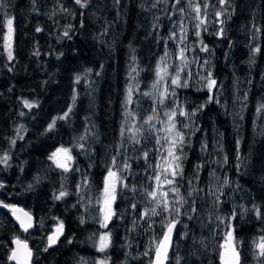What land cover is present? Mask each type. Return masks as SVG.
Here are the masks:
<instances>
[{"label": "trees", "instance_id": "1", "mask_svg": "<svg viewBox=\"0 0 264 264\" xmlns=\"http://www.w3.org/2000/svg\"><path fill=\"white\" fill-rule=\"evenodd\" d=\"M143 1L124 0V18L114 19L102 12L96 14V23L78 10L70 24L69 19L75 12L70 16L55 9V13L50 14L47 12L49 0H5V7L13 18L14 32L13 58L9 59L6 27L0 20V154L9 157L7 163L0 164V184H3L0 201L30 214L37 225L33 235L40 240H43L38 232L40 224L52 220L63 222V234L57 247L43 252L34 250L32 264H94L96 259L105 256L111 257L110 264H149L152 258L151 253L147 257L143 253L153 236L159 238L161 217L152 218L155 223L150 230L137 215L144 206L142 193L135 195L137 207L132 209L127 190L118 192L114 209L123 218L114 217L105 231L99 222L100 205L96 203L111 157L117 155L118 150V166L124 160L132 165L131 174L125 175L138 189L150 187L148 177L152 170L147 165L158 162L159 158L154 140L144 139L147 132L140 137L139 145L130 141L127 131L124 137L120 135L122 126L125 129L133 124L141 126L131 117L125 124L126 111H135L140 121L151 114L154 105L141 93L147 92L155 82V64L163 54L162 41L174 26L177 27L174 0L160 2L156 15L152 14L150 19L142 11ZM248 1L228 0L230 18H226L228 33L225 36H212L210 31L201 33L203 44L209 48L212 75L222 85L223 94L220 92L211 103L206 95L187 94L200 99L195 103L197 106L206 104L199 111L202 134L207 138L209 150L217 144L216 154L220 157L221 181L217 188L223 192L222 203L214 205L212 202V213L220 221L217 217L231 216L235 209L237 218L232 224L243 241L242 256L247 253V258L253 241L264 234V112L256 111L257 106L264 103V0H253L247 6ZM213 2L218 3V0H209V5ZM154 24L158 27L154 28ZM69 25H72L71 39L63 36ZM213 27L217 32L216 25ZM256 46L261 51L253 54ZM89 68L92 72L85 77V70ZM76 75L82 77L79 83L75 82ZM129 86L139 90L133 92V103L126 108ZM25 100L38 107H25ZM69 107L72 112L68 119L57 120L55 129L46 132L48 124ZM21 112L24 115H20ZM21 125L23 128L18 135ZM84 135L86 139L81 141L79 138ZM79 143L84 144V149L76 147ZM60 147L70 148L74 157L68 177H58L44 167L49 163L48 157ZM142 150L149 152L148 160L143 158ZM193 151L184 150V171L198 164L203 166L204 173L210 172L209 155L197 154L195 148ZM197 156L200 161L194 160ZM208 176L203 175L200 186L210 180ZM225 178L229 180L227 186L223 184ZM35 182L37 189L28 192L26 186L32 187ZM61 190L69 191L72 198L68 199L67 195L57 201L55 195ZM7 196L10 200H4ZM253 206L260 209L259 217L252 211ZM0 216L5 218L0 227V264H10L8 253L12 242L17 237L27 240L7 213L0 212ZM134 220L137 221L135 226ZM225 222L228 227V221ZM109 230L112 246L107 253H100L94 241ZM197 230L177 228L180 235L175 234L174 248L180 264H219L218 249L209 255L193 251L191 239L198 237ZM169 264H175V260H170Z\"/></svg>", "mask_w": 264, "mask_h": 264}, {"label": "snow or ice", "instance_id": "2", "mask_svg": "<svg viewBox=\"0 0 264 264\" xmlns=\"http://www.w3.org/2000/svg\"><path fill=\"white\" fill-rule=\"evenodd\" d=\"M76 5H79L80 8H87L89 6L90 0H74ZM119 2V0H117ZM161 0H155L152 4V7H156ZM167 2V0H164ZM188 8L190 9L192 15V20L195 21L193 24L194 28V36L199 38V44L201 45L200 50L204 52H208L209 48L207 45L203 44L202 39V31H207L208 24V13L207 9L209 7V0H186ZM182 0H174V8L176 5H181ZM220 5H225L228 3V0H218ZM5 8V0H0V12H3ZM60 10L67 12L68 9L63 5L60 6ZM186 9L181 6L175 8V12H179L180 14H184ZM175 12L173 14H175ZM214 15L219 18L223 15V12L216 11ZM83 16V13H81ZM230 18V17H229ZM158 19V18H157ZM217 22L221 25L224 24V20H217ZM3 23L7 26V35L5 39L7 40L6 47L8 48V57L9 59L13 58L12 53V35L14 32L13 28V18L8 17L6 21ZM81 27H83V21H81ZM158 25L154 24V28H157ZM173 28V31L170 33L168 39L176 41L178 44L183 45L179 47L178 51L175 53L176 58L180 61L179 64L173 69V72H169V65L166 62V58L168 56V52H165V56L160 58V63L156 68V81L152 84L153 90L159 96V103L163 105L165 101L171 100V103L174 105L170 107L167 111L164 112L165 120H161L159 118L158 110L155 106L150 109L151 114L145 116L142 121L138 117V114L135 111H126L124 113L125 116V124H127L128 118L131 117L133 120H137L141 123L140 127H137L135 124L125 129V127H121L120 135L121 137L125 136V132L130 133V141L134 145L141 144L140 137H143L144 133L147 132L148 136L144 137V139L154 140L156 147V152L159 153V160L156 163H149L147 168L152 170V174L149 175V183L150 187L138 189L135 184H130L128 182V177L125 173L131 174L132 165L127 162V160L121 161L119 166L117 163V155H119V150L117 155H113L111 157V165L106 170V175L103 181V188L99 198L96 200V203L100 205L98 211L102 213V217L100 219V225L102 228L107 229L109 223L115 217L116 219H122V215L118 214L114 209V204L118 197L119 193H124L127 190V194L130 197V208L135 209L137 204L135 202V195L140 192L144 198V206L142 211L138 212L137 215L144 219L148 228L152 229V224L155 223L152 220L153 217H161V232L159 238L153 236L149 241V247L143 253L144 256H149L152 254V258L149 261V264H169V261L174 259L175 264H180V260L175 255V248L173 242V235H180L177 231V225L180 224L183 227L186 225L183 224L181 220V216H186L187 219H192V216L189 212H195V200L193 199L192 204L189 205V209L187 211L182 212L184 206L188 204L187 197H192L193 193L197 191L195 187H192L191 190L187 191L186 196L181 194L180 187L177 184L178 179H182L184 175L183 169V160L185 158L184 149L186 146L190 144V140L186 137L184 129L189 128L188 120H191L197 113V111H201L206 107V104H201L194 108L193 111L189 112L185 106L179 102L177 98L176 89L179 88H187L188 81L191 79V72H187L184 77L181 76V73L185 72L187 65L189 63L188 57L186 53L190 51L185 41L188 38V29L184 25L183 19H181L178 23L179 33ZM253 27H256L253 25ZM72 25L68 26V29L64 30L63 36L71 39L70 30ZM36 31L39 32L41 29L38 27ZM256 31L259 32L260 29L256 28ZM219 36L224 35V28L220 27L216 33ZM255 38V37H254ZM194 50V49H192ZM253 54L259 53L261 51L259 46H256L252 49ZM39 55V52L36 53ZM62 55V53H61ZM205 63H207L205 61ZM136 71V69H133ZM92 72V69H86L84 76L86 77L88 74ZM98 74V73H97ZM169 77L168 80H165V77ZM82 77L80 75H76L75 82L79 83ZM134 80L135 77H132ZM200 80H202L203 87L206 88L209 93H212L213 90H218L219 85L217 84V80L213 77L212 72L209 71L207 75L200 76ZM163 84V87L161 85ZM138 88H133V86H129L127 89V96L125 100V107L131 103H133L132 97L133 92L138 91ZM142 96H147L152 98L153 100L156 97L153 95V92H144L141 93ZM73 100H75V95L73 96ZM244 100H247V95H245ZM214 101V96L209 95L208 103ZM218 102V101H216ZM24 106L31 109L33 107H38V104H33L27 100L23 101ZM243 107V105H242ZM256 111L258 113L264 112V103H261L257 106ZM72 112V108L69 107L62 115L54 118L47 126L46 132L53 131L56 127L57 120H65L68 119L69 114ZM20 115H24L23 112ZM178 117L185 118L184 120L178 119ZM157 124L163 125L161 128H157ZM143 125H147V128L143 127ZM23 128V125L17 129V134L19 135L20 129ZM87 129H85V133L87 134ZM160 133H163L161 135ZM192 133H189V136ZM22 138V137H21ZM81 141L86 139V135L81 136L79 138ZM11 143L15 144V140H12ZM76 147L80 149H84V144L79 143ZM123 147V144L120 145ZM162 150V151H161ZM203 150V149H202ZM143 151V150H142ZM62 157V158H61ZM149 152L143 151V158L148 160ZM9 159L8 155L0 157V164L7 163ZM49 160L53 161L56 167L62 169L64 172L71 171L69 168V162L74 160V157L71 155V149L60 147L57 148L49 157ZM225 161L227 157L224 158ZM201 166H197V171ZM78 170V169H77ZM210 175L215 177V172H212ZM217 179H219L217 177ZM86 183V178L85 181ZM191 184L192 182L189 181ZM223 184L227 186L229 184V180L227 178L224 179ZM0 187H3V184H0ZM78 188L80 185L77 186ZM200 191H203L200 189ZM69 193L66 190L59 191L58 195H55V199L59 200L67 196ZM210 194L215 197L213 200L214 205H219L222 203L220 200V196L223 195V192L220 188L215 189V191L210 189ZM0 205L4 208H8L13 210V215H15V207L13 205L4 204L3 201H0ZM19 211H23L20 209ZM243 211H249L248 209H243ZM252 211L259 217L261 215L260 209L253 206ZM25 216H28L29 221H31V216L28 213H24ZM236 212L233 209L232 215L228 217H217L222 223L224 220L228 221V230L224 234L223 243L219 244L218 247L220 251L218 252V257L220 264H247V253L242 256L243 250V241L240 240L236 234V228L233 226L232 221L236 220ZM17 219L20 220V217L17 216ZM83 223V220H81ZM137 221H133L135 223ZM21 226L24 228V231H27L32 224L29 222L25 225L24 221H20ZM63 234V222L61 221L56 231H54L51 235H49L47 239V246L44 248V251H48L50 247L55 245L60 236ZM15 247L11 248L8 253V261L13 262V264H32L33 252L32 249L29 248L27 242L21 241L18 237L13 241ZM203 244V241H201ZM94 246L97 251L100 253H107L109 248L112 246V232L106 231L98 235V239L94 241ZM207 245H205L206 247ZM171 253V256H170ZM252 257L255 260V264H264V234L260 235L257 240L253 241V249H252ZM110 256H105L103 258H98L94 261V264H110ZM86 264V262H85Z\"/></svg>", "mask_w": 264, "mask_h": 264}, {"label": "rangeland", "instance_id": "3", "mask_svg": "<svg viewBox=\"0 0 264 264\" xmlns=\"http://www.w3.org/2000/svg\"><path fill=\"white\" fill-rule=\"evenodd\" d=\"M108 1L109 0H90L89 6L87 8L82 9L80 8L79 5L75 4L74 0H49L50 8L48 7L47 12L50 14H53L55 13V9H57L58 12H61L63 14L68 13V15L70 16H71V13L75 12L74 16L70 17L69 19L70 24L73 23V20L78 10H80L81 12H85L87 15V19H90V20L92 19L94 23L98 22V18L96 17V14L97 13L99 14L102 12L110 14L111 17H115L114 19L122 18V17L124 18V13L126 10V7L125 6H124L125 8L123 7V5L125 4L124 0H119V2H116V3H107ZM154 2L155 0H144L143 1L142 11L149 19L152 14L156 15V10L160 4L159 3L156 7H152V4ZM161 2H163V0H161ZM252 2L253 0H249L247 3L248 4L247 6H249ZM61 5L67 8L68 11L67 12L61 11L60 10ZM181 6H183L186 9V11L183 15L178 12V21H177V27L175 28V30L179 33L178 23L181 19H183L184 25L188 29V38H187V41H185V43L190 49V51L186 53L189 63L187 65V68L185 69V72L181 73V76L184 77L186 73L190 71L191 79L188 81L189 86L187 88H179V89H176V91H177V98L179 102L182 103L189 112H191L194 110V108L197 107V104L195 103L200 99L199 98L193 99L191 98L190 95H187L188 93H190L192 96H197V97L206 95V98H208L209 95H213L214 101H215L216 98L219 97L220 95V92H221L220 89L222 85L217 82V84L219 85V88L218 90H213L212 93H209V91L203 87L204 82L200 80V76L207 75L209 71L213 73V68L211 67V64H210L211 57L208 52H204L200 50L201 45L199 44L198 38L194 36L193 24L195 23V21L192 20V15H194V13L190 12V9L188 8L186 0H184V2L181 5H177L176 8L181 7ZM216 11L223 12V15L217 18L214 15ZM121 12L123 13L121 14ZM207 13H208L207 31H210L212 36L217 35L216 34L217 32H215V28L213 27V25H216L217 29H219L220 27L224 28L223 36H225L228 33L227 28L225 26L226 18L227 20L229 18L228 6L226 4L220 5L219 3L213 2L211 5H209L207 9ZM8 17H11V14L9 13L8 8L5 7L3 12H0V20H3L4 22L6 21ZM217 20H224L225 22L223 25H221L217 22ZM4 27H6V35H7V26L5 23H4ZM172 31L173 29L170 30V33ZM223 36H219V37H223ZM168 37H166L162 41L163 54L161 55V57L165 56L166 51L168 52L166 62L169 65V72L171 73L173 72V69L176 67V65L180 63V61L176 58L175 53L178 51L179 47H182L183 45L178 44L174 40L168 39ZM161 57H159L158 61L155 64L156 68L158 64L160 63ZM205 61L207 63H205ZM168 79L169 77L166 76L165 80H168ZM155 81H156V72H155ZM161 87H163V84L161 85ZM147 92H153V95L156 97V99L153 100L150 97L148 98L151 100L153 105L157 108L158 113H159V118L161 120H165L166 117L164 116V112L167 111L170 107L174 106L171 103V100L165 101V103L161 105L159 103V96L153 90L152 86L148 89ZM222 94L223 92H221V95ZM238 105H240V102H238ZM88 109L90 110L89 107ZM178 119L184 120L185 118L178 117ZM200 120H201V115L199 114V111H197L196 115L192 117L191 120L187 121L189 124V128L184 129V132H185L186 137H188V139L190 140V144L186 146L185 149H187L188 152L190 153V152H194L193 150L195 148L197 154L205 155V156L209 155L210 165H212V168L210 172L209 170H207L204 173L203 172L204 168L202 165H199L201 167L197 171L198 164H194L191 170L184 171V175L182 179L177 180V184L180 187V192L181 194L185 196L187 194V191L191 190L192 187H195L197 189V191L193 193L192 197H187L188 204H186L184 206V209H182V212L187 211L189 209V205L192 204V201L194 199L196 211L194 213L189 212V214L192 216V219H187L186 216L182 215L181 220L183 221V224L186 225V227H183L182 225L178 224L177 228H182L184 230H188L190 228H193L195 230L198 229L197 230L198 237L193 236V238L191 239V247L193 251L195 250V253L197 254L209 255L210 253H215L217 249L218 251H220L217 243H218V240H221V239H222L221 243H223V237H224V234L227 232L228 227H227V222L222 223L221 221H217L212 213L211 204L213 200L215 199V197L210 194V189L215 191V189H217V184H219L221 181V177H220L221 171L219 170V166H218L220 157L216 154L217 144L215 143L214 140H212V142H214L215 144L211 146V150L208 149L207 138L205 135L202 134L203 126L200 125ZM156 126L157 128L163 127V125L161 124H157ZM189 133H192V134L189 136ZM160 134L163 135V133H160ZM201 134L203 135L202 137H201ZM2 156L4 155L0 154V157ZM194 160L200 161L201 160L200 156H197ZM203 164L205 165V162ZM44 167L48 171L55 173L56 176L58 177H63V176L68 177V173L71 172V171L64 172L62 169L56 167L55 163L51 160H49V163L45 165ZM38 168L42 169L41 165H38ZM45 168L43 169V171L47 172ZM69 168L70 169L73 168V161L69 162ZM183 169H184V164H183ZM216 170H219V172H216ZM212 172H215V177L210 175ZM208 174H209L208 179L210 180H208L207 183L206 181H204V184L205 185L207 184V186H204V184L200 186L201 178L203 177V175L207 176ZM217 177L219 179H217ZM189 181H191L192 183L190 184ZM204 187H206V191H204ZM36 189H37L36 182L32 187L26 186V190L28 192L30 190L34 191ZM200 189H202L203 191H200ZM1 192H2V189H1ZM75 197L77 198L78 196L76 195ZM69 198H72V195L70 194V192L68 194V199ZM4 200H10V197L9 196L4 197ZM61 200L62 199H59L57 201H61ZM10 210L11 209L4 208L2 205H0V212L2 214L7 213L10 217ZM101 217H102V213H101ZM4 221H5V218L0 216V227L3 226ZM58 224H59L58 221L52 220V221H49L48 223H44L43 225L40 224L38 226L39 227L38 232L40 233L39 235L43 237V240H40L38 236L33 235V237H35L33 239L35 240L39 239L35 243L34 246H31L33 251L34 250L35 251L39 250V252L44 251V248L47 245L46 238L57 229ZM102 229L103 231H105V228H102ZM201 241H203V244L201 243ZM205 245L207 246L205 247ZM247 264H255V260L252 257V251L250 252V257L247 258Z\"/></svg>", "mask_w": 264, "mask_h": 264}, {"label": "water", "instance_id": "4", "mask_svg": "<svg viewBox=\"0 0 264 264\" xmlns=\"http://www.w3.org/2000/svg\"><path fill=\"white\" fill-rule=\"evenodd\" d=\"M16 211H15V215H13V210H10V218H11V221L14 223V225L18 228L19 232L24 235V236H27L28 234H32L36 228V223H35V220L34 218L31 216V221H29L28 219V216H25L24 213H27L25 211H19L20 208L18 207H15ZM17 216L20 217V220L17 219ZM23 220L25 225L28 224L29 222L32 224V227H30L27 231H24V228L21 226V223L20 221ZM56 231V230H55ZM62 238V235L60 236L59 238V241L53 245L52 247H50L49 249L52 250L54 248L57 247V245L59 244L60 240ZM175 241V233L173 235V242ZM29 246V245H28ZM15 247V244L12 242V248ZM30 248V247H29ZM171 254V253H170ZM32 261H33V257H32ZM10 264H13V262L9 261ZM219 264H220V261H219Z\"/></svg>", "mask_w": 264, "mask_h": 264}, {"label": "flooded vegetation", "instance_id": "5", "mask_svg": "<svg viewBox=\"0 0 264 264\" xmlns=\"http://www.w3.org/2000/svg\"><path fill=\"white\" fill-rule=\"evenodd\" d=\"M37 226V225H36ZM34 233V232H33ZM33 233L32 234H28L27 236H24L23 235V239L24 240H27V241H25V242H27V244L29 245V247L32 249V247L31 246H34L35 245V243L38 241V239H33L34 237H33ZM31 238V239H30ZM21 241H23V240H21ZM46 242H47V239H46ZM47 246V245H46ZM50 250V249H49ZM32 252H33V249H32ZM33 257H34V253H33ZM33 262V261H32Z\"/></svg>", "mask_w": 264, "mask_h": 264}]
</instances>
